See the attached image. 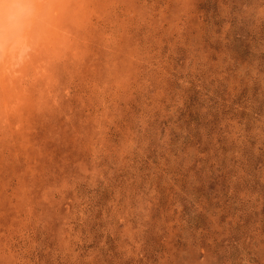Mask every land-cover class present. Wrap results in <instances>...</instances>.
Wrapping results in <instances>:
<instances>
[{
  "label": "clouds",
  "instance_id": "clouds-1",
  "mask_svg": "<svg viewBox=\"0 0 264 264\" xmlns=\"http://www.w3.org/2000/svg\"><path fill=\"white\" fill-rule=\"evenodd\" d=\"M0 264H264V0H0Z\"/></svg>",
  "mask_w": 264,
  "mask_h": 264
}]
</instances>
